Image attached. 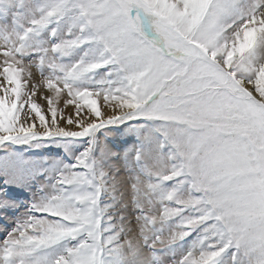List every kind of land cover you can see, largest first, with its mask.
Wrapping results in <instances>:
<instances>
[{
	"label": "snow or ice",
	"instance_id": "1",
	"mask_svg": "<svg viewBox=\"0 0 264 264\" xmlns=\"http://www.w3.org/2000/svg\"><path fill=\"white\" fill-rule=\"evenodd\" d=\"M0 264H264V0H0Z\"/></svg>",
	"mask_w": 264,
	"mask_h": 264
},
{
	"label": "rangeland",
	"instance_id": "2",
	"mask_svg": "<svg viewBox=\"0 0 264 264\" xmlns=\"http://www.w3.org/2000/svg\"><path fill=\"white\" fill-rule=\"evenodd\" d=\"M36 102L41 104L42 106V110L45 111V113L47 114V105H46V101H42L40 100L38 97L36 98ZM60 107H62V104L60 105ZM67 111H72L71 107H69V109H67ZM50 118V117H49Z\"/></svg>",
	"mask_w": 264,
	"mask_h": 264
}]
</instances>
